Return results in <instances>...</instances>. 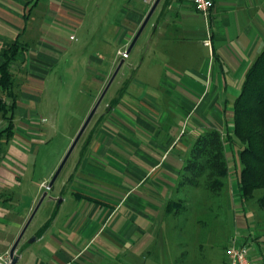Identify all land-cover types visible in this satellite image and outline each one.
Returning <instances> with one entry per match:
<instances>
[{"label": "crops", "instance_id": "obj_1", "mask_svg": "<svg viewBox=\"0 0 264 264\" xmlns=\"http://www.w3.org/2000/svg\"><path fill=\"white\" fill-rule=\"evenodd\" d=\"M104 1L0 0V63L3 45H20L11 62L17 96L12 136L0 140V255L9 250L49 179L36 185L38 180L28 174L52 127L46 112L58 117L57 105L52 106L58 98L47 94L56 93L65 69L79 62L73 61L76 51L89 46L79 86L83 94L84 85L90 90L78 114L83 122L120 61L118 49H128L153 2ZM212 1L206 18L192 0L158 2L148 44L142 43L137 60L124 68L121 59L82 133L85 141L48 197L56 206L32 233L37 252L28 261L26 255L33 252L29 242H19L16 262L159 261L157 241L170 216L171 264L195 262L191 248L204 243L202 213L210 194L180 184L183 166L198 135L209 129L231 132L234 101L264 45V0ZM207 29L211 47L202 41ZM78 127L67 133L75 134ZM224 154L226 203L240 205L237 147L226 142ZM233 225L249 228L245 214L236 209ZM245 232L240 235L245 241L254 239ZM251 261L262 264L253 254Z\"/></svg>", "mask_w": 264, "mask_h": 264}, {"label": "rangeland", "instance_id": "obj_2", "mask_svg": "<svg viewBox=\"0 0 264 264\" xmlns=\"http://www.w3.org/2000/svg\"><path fill=\"white\" fill-rule=\"evenodd\" d=\"M102 3L104 4L105 1L102 0ZM139 3H142V0H140ZM156 13L157 9L150 16L148 22L146 23L145 27L134 43V47L132 49L130 57L128 59L121 58L118 54H116V59H125L123 68L125 67L127 62L137 60V48L142 43L145 42V44H148L149 34L153 30V23L155 22ZM88 47L85 46L83 48H79V50L76 51V55L73 61L79 60V62L74 64L75 67L72 66L69 70L65 69L62 86L58 87L57 92L54 93V91H52L47 94L52 98H58L57 104L56 102H52V106L56 107L57 105L59 112L57 118L54 116V111L52 112L53 115L49 113L51 111L46 112V123L49 125L51 124L52 127L47 135V142L44 143L38 153L34 155V157L37 156L34 172L31 168L28 171L29 177H33L35 180H38L36 185H38L39 180L43 179L45 176H47L49 179L51 178L52 173L55 171L57 165L64 156L66 150L68 149L72 139L76 134L67 133V131L70 129L73 130L76 126H79L76 130L77 132L80 128V125L82 124V122L80 121L81 116L79 117L78 114L81 113L83 99L85 100V97L89 96L88 92H90V90L86 85H84L85 92L83 94L79 90V86L81 85L80 83L82 82L83 76L86 74L82 59L89 53ZM138 57H140V55ZM68 59L71 60L72 56H69ZM122 71L123 70L119 71V75L120 73H122ZM103 104L104 101L100 104L99 108H101ZM85 139L86 134H83L77 142L75 148L71 152L70 156L68 157L63 169L54 181L53 185L48 189L46 188V184L49 181L48 179L44 181L41 187V192L46 191L47 194L34 212L27 228L25 229L19 241L20 244L25 241L29 242V247L33 252H29L30 254L26 255L28 261L31 260L33 253H36L39 247L36 241H31L33 239L32 233L34 229L37 228L47 218L48 214L54 213L53 208H55L56 206L55 201L49 199L48 197L52 195L57 189L63 172L67 169L77 151L78 145H80L79 142L81 141L80 143H82L85 141ZM235 161L239 172L240 162L238 160V157H236ZM234 190L237 191V185H234ZM260 193L261 191L257 190L255 192V195L258 196ZM241 203L240 205L235 206L231 204V206L228 207V204L226 203L225 193L220 196H209L207 201V208L202 213L203 223L201 232L204 243L202 247H198L195 244L192 245L191 253L195 261L193 262V264H226V247L228 245L230 237L234 234L242 235L244 231H246L245 233H251V237L254 236V239L249 238L248 240H246L250 258L252 259L253 254L255 258L262 260V264H264V206H260L258 204V200L256 199V197L252 198L245 204ZM234 209L238 210V213L240 212L241 214H245L246 220L249 225V228L247 230L244 228L236 229V227L233 225ZM161 227V232L164 237H161L157 241L158 247L160 249V253L158 256L159 261H147L145 262V264H171V216ZM15 264H20V262H16ZM177 264L187 263H185L182 259Z\"/></svg>", "mask_w": 264, "mask_h": 264}, {"label": "trees", "instance_id": "obj_3", "mask_svg": "<svg viewBox=\"0 0 264 264\" xmlns=\"http://www.w3.org/2000/svg\"><path fill=\"white\" fill-rule=\"evenodd\" d=\"M19 46L18 42L11 41L1 50L0 118L4 127L0 130V140H9L12 136L17 96L11 62ZM226 142L237 147L240 162L237 185L242 204L256 197L258 204L264 206V45L246 71L234 101L231 132L222 135L216 129H209L196 137L191 156L183 166L180 184L205 188L210 196L222 195L228 176ZM257 190L261 191L258 196Z\"/></svg>", "mask_w": 264, "mask_h": 264}, {"label": "water", "instance_id": "obj_4", "mask_svg": "<svg viewBox=\"0 0 264 264\" xmlns=\"http://www.w3.org/2000/svg\"><path fill=\"white\" fill-rule=\"evenodd\" d=\"M160 0H153L150 8L148 9L147 13L145 14L141 24L139 25L138 29L136 30V32L134 33L131 42L129 44V47L127 49V51H129L131 49V47L134 45V43L136 42L137 38L139 37L141 31L143 30L144 26L146 25L147 21L149 20L151 14L153 13L154 9L156 8L158 2ZM123 60H120L119 63L117 64L116 68L114 69V71L112 72L110 78L108 79L106 85L104 86L102 92L100 93V95L98 96L97 100L95 101V103L93 104V106L91 107V109L89 110L88 114L86 115L85 119L83 120L82 124L80 125V128L78 129V131L76 132L74 138L72 139L68 149L66 150L64 156L62 157V159L60 160L59 164L57 165L54 173L52 174L51 178L48 181V188H50L54 181L56 180V178L58 177L59 173L61 172L64 164L66 163L68 157L70 156L71 152L73 151L74 147L76 146L77 142L79 141L82 133L84 132L86 126L88 125V123L90 122L98 104L100 103L104 93L106 92L108 86L110 85L112 79L114 78L116 72L118 71L121 63ZM46 194V191H43V193L40 195L39 199L37 200L36 204L34 205L31 213L29 214L28 218L26 219L25 223L23 224L22 228L20 229L19 233L17 234L15 240L13 241L12 245L10 246L8 253H9V257H10V264H15L17 259H18V254L15 253V250L17 248V245L25 231V229L27 228L34 212L36 211L37 207L39 206L40 202L43 200L44 196ZM33 239H35V237H33ZM32 239V240H33ZM2 264V263H0Z\"/></svg>", "mask_w": 264, "mask_h": 264}, {"label": "built area", "instance_id": "obj_5", "mask_svg": "<svg viewBox=\"0 0 264 264\" xmlns=\"http://www.w3.org/2000/svg\"><path fill=\"white\" fill-rule=\"evenodd\" d=\"M195 8L204 15L206 18L209 14V11L212 7V0H192ZM210 30L207 29L206 36L203 38V43L211 47V37ZM117 54L121 58H126L128 56L127 48L118 49ZM44 183V182H43ZM42 183V185H43ZM45 186V185H44ZM48 189V184H46ZM226 264H252V261L249 257L248 248L246 241L240 235L234 234L230 237L228 245L226 247ZM0 263L10 264V257L8 251L0 255Z\"/></svg>", "mask_w": 264, "mask_h": 264}]
</instances>
